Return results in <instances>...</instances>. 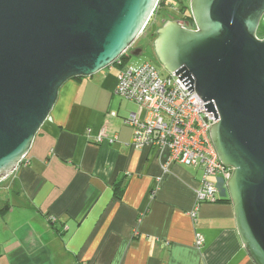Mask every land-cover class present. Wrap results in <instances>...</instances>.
<instances>
[{"label":"water","instance_id":"obj_1","mask_svg":"<svg viewBox=\"0 0 264 264\" xmlns=\"http://www.w3.org/2000/svg\"><path fill=\"white\" fill-rule=\"evenodd\" d=\"M159 0H0V183L28 154L68 81L112 66ZM194 30L167 22L153 52L214 116L209 138L240 242L264 264V0H190ZM142 49L130 51L138 57Z\"/></svg>","mask_w":264,"mask_h":264},{"label":"crops","instance_id":"obj_2","mask_svg":"<svg viewBox=\"0 0 264 264\" xmlns=\"http://www.w3.org/2000/svg\"><path fill=\"white\" fill-rule=\"evenodd\" d=\"M117 75L112 65L64 84L0 183V264H253L226 200L190 218L200 169L164 173L163 159L131 149L123 120L138 108L114 94Z\"/></svg>","mask_w":264,"mask_h":264},{"label":"built area","instance_id":"obj_3","mask_svg":"<svg viewBox=\"0 0 264 264\" xmlns=\"http://www.w3.org/2000/svg\"><path fill=\"white\" fill-rule=\"evenodd\" d=\"M126 56V61L119 58L113 64L118 68L114 94L138 108L123 120L132 129L130 147L134 151L148 149L163 159L164 173L176 164L201 170L189 214L196 222L203 204L228 200L226 183L231 169L218 161L209 138L214 116L205 112V103L194 92L189 93L178 77L161 76L149 61L129 64V55ZM103 136L102 130L96 141L100 142ZM203 243V236L198 234L195 246L200 248Z\"/></svg>","mask_w":264,"mask_h":264},{"label":"rangeland","instance_id":"obj_4","mask_svg":"<svg viewBox=\"0 0 264 264\" xmlns=\"http://www.w3.org/2000/svg\"><path fill=\"white\" fill-rule=\"evenodd\" d=\"M174 0H168L167 1V5H174ZM171 9V8H169ZM169 10H168V6H166L165 8L158 9L156 11V13L152 16V18L150 19L148 25L145 27V29L143 30V32L139 35V37L137 38V40L134 42V44L132 45L131 48L134 47H139L142 49V54L138 57H133V56H128V63L129 64H139L141 62L144 61H149L151 62L156 69L160 72L161 76H165L167 73L164 71V69L162 68V66L158 63L153 49L151 48V42H152V35L155 32V30L157 28H159V26L161 25V19L164 18V16L166 14H169ZM256 36L259 39L264 38V17L262 18V20L260 21L259 27L257 29L256 32ZM131 48L127 51L130 52ZM2 190L0 187V206L2 207V203H3V196L2 195ZM6 194V193H4Z\"/></svg>","mask_w":264,"mask_h":264},{"label":"flooded vegetation","instance_id":"obj_5","mask_svg":"<svg viewBox=\"0 0 264 264\" xmlns=\"http://www.w3.org/2000/svg\"><path fill=\"white\" fill-rule=\"evenodd\" d=\"M167 1H164V5L161 7V10L168 6V10L170 11L169 14H166L164 18L161 19V25L159 28H161L165 23L167 22H181L186 23L188 26V29L194 30L193 21L191 19L190 10H189V2L190 0H174V5H167ZM171 8V9H169ZM157 28L155 32L152 35V42H151V48L153 49V42L156 39L157 35ZM139 47L131 48L132 50H135ZM141 49V48H140ZM130 53V52H129Z\"/></svg>","mask_w":264,"mask_h":264},{"label":"trees","instance_id":"obj_6","mask_svg":"<svg viewBox=\"0 0 264 264\" xmlns=\"http://www.w3.org/2000/svg\"><path fill=\"white\" fill-rule=\"evenodd\" d=\"M164 1H165V0H159L156 9H155V11L153 12V15L156 13V11H157L158 9H161V7L164 5V4H163ZM153 15H152V16H153ZM152 16H151V18H152ZM151 18H150V19H151ZM149 21H150V20H149ZM149 21H148V23H149ZM148 23H147V25H148ZM147 25H146V26H147ZM127 54L130 55L129 52H126L125 54H123V55L120 57V60L126 61V60H127V56H126ZM120 194H121V192H118V194H117V190H116V197H119ZM226 202L230 204L229 200H226ZM50 224H52V223H50Z\"/></svg>","mask_w":264,"mask_h":264}]
</instances>
